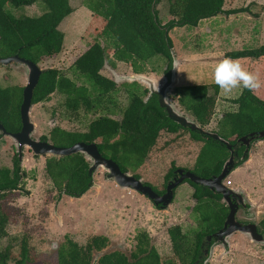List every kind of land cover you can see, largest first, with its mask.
<instances>
[{"label":"trees","instance_id":"16d2710c","mask_svg":"<svg viewBox=\"0 0 264 264\" xmlns=\"http://www.w3.org/2000/svg\"><path fill=\"white\" fill-rule=\"evenodd\" d=\"M161 0H97L96 5L86 7L96 16L103 18L105 25L101 31L105 46L93 43L73 64L77 79H83L92 89L78 85L61 71L48 68L43 70L33 91L32 103L48 102L54 93L64 97L63 107L70 114L77 115L80 110L99 115L92 120L86 131H67L54 127L49 138L42 136L41 141H49L56 147L68 148L76 143H95L102 157L115 162L121 172L141 179L138 171L155 145L161 132L176 134L184 131L201 147L192 169L187 171L209 179L218 176L230 152L213 140L204 139L170 120L159 106L158 97L153 94L147 98L148 91L137 83L123 84L127 105L122 107L116 97L119 88L111 79L103 76L101 70L106 63L115 67L114 61L130 64L136 74H141L143 65L155 56L166 61L164 74L171 76L173 65V43L169 32L175 27H197L202 20L219 15H234L246 9L224 10L225 0H167L168 15L171 18L162 24L157 5ZM36 3L43 5L39 16L14 15L7 7L18 10ZM73 13L69 0H0V58L18 55L39 64L43 58H51L62 50L64 34L58 27ZM112 48V58L108 50ZM231 58L264 57V46L244 52H232ZM141 63V64H138ZM135 64V65H133ZM21 86L2 87L0 85V124L8 133L21 130L20 106L22 103ZM220 89L215 85H187L175 88L172 98L194 118L202 127L209 126L216 114ZM147 98V99H146ZM146 99V100H145ZM234 108L223 112L212 132L232 146L238 159L236 167L244 160L245 147L238 139L264 132V101L255 93L242 89L240 95L228 101ZM103 114V115H102ZM115 117V118H113ZM119 117V119H116ZM3 136L0 133V141ZM264 140V138L259 139ZM258 141L254 139L252 144ZM89 161L82 154L63 157H48L44 171L48 180L59 195L80 198L89 189L93 177L88 176ZM177 168L174 164L164 177L161 189L143 183L162 195L166 184ZM27 173L21 169L17 154L11 168L0 167V200L8 198L21 188ZM192 189L191 199L195 202L192 213L195 229L184 232L179 225L168 228L167 235L171 245V257L163 259L146 232L136 235L134 250L129 256L119 251L103 254L96 263L93 254L100 253L109 245L106 236H91L85 245H79L65 236L57 249V264H204L208 255L205 251L216 243L207 238L222 229L229 208L222 202V196L208 188L188 180ZM176 190V189H175ZM174 190V196H175ZM158 208V207H156ZM160 209V208H158ZM6 209L0 203V240L8 236L6 226L10 220ZM258 232L264 237V217L257 224ZM9 246L0 251V264H30L28 239L20 240L17 255Z\"/></svg>","mask_w":264,"mask_h":264},{"label":"rangeland","instance_id":"374dc122","mask_svg":"<svg viewBox=\"0 0 264 264\" xmlns=\"http://www.w3.org/2000/svg\"><path fill=\"white\" fill-rule=\"evenodd\" d=\"M69 3L73 13L58 27L64 34L62 50L51 58H43L38 67L41 70L57 69L78 85L92 89L83 79L75 77L73 64L93 43L99 42L105 46L101 37L105 21L86 7L96 5L97 0H69ZM7 8L14 15L29 17L39 16L44 11L41 3L18 10ZM223 8L226 11L245 8L246 11L229 16L219 15L200 21L197 27H175L169 32L176 67L175 79L167 95L170 103L185 116L190 114L172 98L175 88L213 85L209 65L221 58V53L227 55L264 46V0H225ZM157 10L162 24L168 23L171 19L168 15V1L161 0ZM108 47V56L114 61L113 50L111 46ZM240 61L249 72L257 76L261 87L255 95L264 101V57L243 58ZM114 63L115 67L106 63L101 74L114 81L119 88L116 97L122 107L127 105L123 84L137 83L142 89L149 91L147 83L134 77L140 75L151 80L156 89H160L166 77V61L161 56H155L143 65V69L139 71L141 74L134 73L130 64ZM26 81L27 72L23 66L0 65L2 87H24ZM241 91L242 88H237L225 95L220 90L216 114L206 130L215 129L222 113L233 110L234 107L228 101L237 98ZM63 103L64 97L54 93L48 102L33 105L30 118L35 125V132L32 134L34 140H40L42 136L49 138L54 127L67 131H86L88 124L99 116L82 110L77 115L70 114ZM200 147L201 144L193 141L184 131L176 134L161 132L145 165L138 171L141 182L161 189L171 164L178 169H192ZM16 151V143L3 136L0 141V167L11 168ZM22 156L23 160L19 162L27 177L19 190L9 193L8 198L3 201L0 200L6 212L10 213L6 226L8 236L0 240V251L9 246L17 255L20 240L26 237L30 248V264H57V249L65 236L79 245H85L91 236H106L109 245L102 252L93 254L94 263L103 254L112 251L129 256L135 248L136 235L142 232L149 235L159 255L167 259L171 257L168 228L179 225L184 232L195 229L192 213L195 202L191 199L193 189L187 183L177 187L171 205L167 210H161L146 197L107 182L106 173L100 169L93 173V187L80 198H71L59 195L46 177L44 164L46 158L51 156H35L28 147L23 148ZM87 160L90 161L88 158ZM223 184L235 193L238 204L242 202L240 205L243 208L249 206L247 212L250 214H235L237 219L240 218L238 220L242 225L246 222L257 225L264 217V140L250 145L248 159L236 167L223 180ZM237 195H242L241 199ZM243 208H239V211L244 212ZM226 244L224 247L218 242L206 264H262L264 261V245L251 241L243 233H235L226 240Z\"/></svg>","mask_w":264,"mask_h":264},{"label":"water","instance_id":"95a60500","mask_svg":"<svg viewBox=\"0 0 264 264\" xmlns=\"http://www.w3.org/2000/svg\"><path fill=\"white\" fill-rule=\"evenodd\" d=\"M10 64L23 66L27 72V81L26 85L23 87L22 103L20 106L21 130L15 134L8 133L0 124V133L2 134V136L11 138L16 143V152L19 161L23 160L22 153L24 147H28L35 156L49 155L51 157H65L77 153L82 154L86 159L88 158L90 160L88 169L89 177L93 176L94 172L102 169L106 173L107 182H113L123 190L128 189L142 195L143 197H146L161 210H167L168 206L171 205L174 199V190L185 180H188L196 185L204 186L210 191L221 195L222 202L229 208V214L226 217L222 229L207 238L208 242L214 239L216 243L210 247L209 252L205 251V254L208 255V257L204 264L207 263L213 248L218 242L226 247V240L237 232L247 235L251 239V241L255 243L264 245V237L258 232L256 224L248 222V224L242 225L241 222L236 221L235 209L242 202L238 204V199L235 201V193L223 184V180L234 169H236L238 156L234 149L237 148V146H232L228 141H225L216 133L208 131L206 130V128H202L192 116L183 115L168 100L167 92L172 86L175 79V63H173L171 70L173 75H171L169 78L165 77V80L160 89H156L154 87V82H152L151 80H147L140 75H137L136 77H134V79H140L141 81H144L149 85L147 98L155 94L158 97L159 106L165 110L170 120L183 128H188L191 132L198 133L204 139L213 140L220 146L225 147L230 152V156L224 163L221 173L218 176H214L209 179L201 178L187 170L177 169L174 172L173 178L167 183L165 193L162 195L156 194L151 187L144 185L140 179H136L128 173L121 172L120 168L115 162L101 156L95 143H76L71 147L63 148L56 147L49 141L34 140L32 138V134H34L35 132V125L31 121L30 111L34 105L32 103L33 91L43 70L38 67V64L21 58L18 55H14L8 58H0V65L7 66ZM262 138H264V132L249 134L248 136L238 139L237 143L245 147L244 153L241 157L242 160L248 159V150L250 148L251 141H253L254 139L259 140ZM92 182L93 181H91L90 188L93 187ZM237 197L241 199L242 195H237ZM262 264H264V261L262 262Z\"/></svg>","mask_w":264,"mask_h":264},{"label":"clouds","instance_id":"9594fccd","mask_svg":"<svg viewBox=\"0 0 264 264\" xmlns=\"http://www.w3.org/2000/svg\"><path fill=\"white\" fill-rule=\"evenodd\" d=\"M219 59L209 65L214 84L225 95L231 94L234 89L242 88L256 93L261 84L257 76L249 72L240 59L220 54Z\"/></svg>","mask_w":264,"mask_h":264},{"label":"flooded vegetation","instance_id":"af4514ba","mask_svg":"<svg viewBox=\"0 0 264 264\" xmlns=\"http://www.w3.org/2000/svg\"><path fill=\"white\" fill-rule=\"evenodd\" d=\"M177 169H178V168H177ZM172 178H173V177H172ZM244 207H245V208H243L241 205H238V206L236 207V209H235V210H236V211H235V214H250L249 212H247L248 209H249V206H244ZM239 208H243V209H244V212H245V211H246V212H245V213H244V212H240V211H239ZM251 213H252V211H251ZM235 219H236V221L240 222V221L238 220V219H240V218L237 219V216H236V215H235ZM245 224H248V222L244 223V225H245Z\"/></svg>","mask_w":264,"mask_h":264},{"label":"crops","instance_id":"0c3cea01","mask_svg":"<svg viewBox=\"0 0 264 264\" xmlns=\"http://www.w3.org/2000/svg\"><path fill=\"white\" fill-rule=\"evenodd\" d=\"M178 188H180V187H178ZM177 189V188H176ZM175 191H177V190H175Z\"/></svg>","mask_w":264,"mask_h":264}]
</instances>
